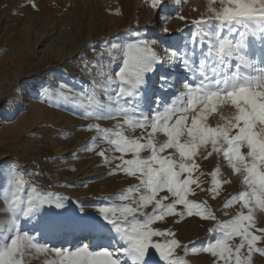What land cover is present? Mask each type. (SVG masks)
<instances>
[{
	"label": "snow or ice",
	"instance_id": "snow-or-ice-1",
	"mask_svg": "<svg viewBox=\"0 0 264 264\" xmlns=\"http://www.w3.org/2000/svg\"><path fill=\"white\" fill-rule=\"evenodd\" d=\"M161 4L151 0L154 8ZM191 23L195 31L189 39L166 49L171 55L167 72L160 71L164 63L156 41L137 34L107 41L97 54L100 62H90L100 76L90 91L70 95V86H58L59 99L81 110L82 118L118 120L114 129L88 124L86 130L97 136L80 150L94 151L98 139L106 142L111 148L98 155L105 164L119 161L110 174L123 173L139 183L108 197V206L96 214L82 207L80 215L66 207L65 196L26 179L38 173L16 164L0 167L5 204L0 264H25L32 250L54 254L45 264H189L190 253L210 254L213 264H253L254 254L264 256V247L258 246L264 243V228L257 227L255 215L257 209L264 212V0H208L206 13ZM158 72L154 87L149 74ZM225 107L227 115L221 111ZM213 114L220 118L215 126L209 123ZM137 128L140 136L126 134ZM158 134L166 139L159 142ZM109 150L120 155L109 157ZM145 151L150 154L143 156ZM213 154L227 162L242 185L224 205H240L229 220H219L207 201L189 198L196 188L205 191L201 177L207 174L197 158ZM210 175L206 191L215 198L231 181L220 179L219 167ZM162 192L172 202L165 203L169 195ZM149 205L150 214L144 211ZM172 215L216 221L209 229L214 238L189 248L171 229L153 226ZM69 235L77 237L75 244L49 246L50 240ZM181 248L183 255L177 254Z\"/></svg>",
	"mask_w": 264,
	"mask_h": 264
},
{
	"label": "rangeland",
	"instance_id": "rangeland-1",
	"mask_svg": "<svg viewBox=\"0 0 264 264\" xmlns=\"http://www.w3.org/2000/svg\"><path fill=\"white\" fill-rule=\"evenodd\" d=\"M207 5L208 0H181L179 4L175 0H162L161 6L156 8L151 6V0H0V161L5 162L0 167L16 164L26 173L48 176L51 185L45 189L65 196L66 207L80 215H83L82 207L96 214L99 207L108 206V197L139 183L137 178L123 173L110 174L119 161L105 164L98 155L101 150L111 148L106 142L98 139L99 146L94 151L80 150L97 136L95 131L86 130L88 124L99 123L101 127L114 129L118 120L82 118L81 110L59 99L58 86L62 83L70 86V95L81 89L90 91L92 82L100 80L90 62H100L97 54L106 48L107 41L115 37L135 38L137 34L156 41L154 47L164 63L160 71L167 72L171 55L166 54V49L171 48L175 36L180 34L178 29H185L182 34L189 39L195 31L191 21L200 19ZM180 16L186 19L181 20ZM104 59H108L106 53ZM119 66L116 64L115 70ZM175 71L182 73L179 67ZM159 74H149L154 87ZM180 78L183 79V75ZM53 99L58 103H53ZM100 99H105L103 92ZM221 111L227 115L230 109L225 107ZM217 122H220L219 114L209 117L212 126ZM126 134L140 136L142 130L126 129ZM165 139L162 134L157 135L159 142ZM149 154L142 153L143 156ZM107 155L120 154L109 150ZM197 163L200 171L207 174L201 177L205 191L196 188L195 195L189 198L207 201L219 220L231 219L240 205L230 208L224 205L242 190L240 179L216 154L208 159L199 157ZM217 167L221 169L220 179L231 182L225 183L219 195L213 198L206 189L211 187L210 173ZM33 176L26 179L38 184ZM159 195H169L165 203L172 202L170 194ZM4 207V200L0 199V210ZM177 207L182 209V206ZM144 211L150 214L153 206L149 205ZM255 215L257 227L264 228V212L257 209ZM215 224L216 221L198 216L172 215L153 226L171 229L182 245L191 248L193 242L200 246L213 239L215 234L209 229ZM76 242L77 237L69 235L50 240L49 246H70ZM235 242H239L238 238ZM258 246L264 247V243ZM177 254L183 255V248L178 249ZM53 259L51 252L32 250L31 256L25 257V264H45ZM186 259L189 264H213L215 260L207 253H190ZM253 264H264V256L254 254Z\"/></svg>",
	"mask_w": 264,
	"mask_h": 264
},
{
	"label": "bare ground",
	"instance_id": "bare-ground-1",
	"mask_svg": "<svg viewBox=\"0 0 264 264\" xmlns=\"http://www.w3.org/2000/svg\"><path fill=\"white\" fill-rule=\"evenodd\" d=\"M178 25H179V24H178ZM171 27H172V26H171ZM178 30H179L180 34L175 36L174 42H173V44L170 45V47L176 46V45L181 44L182 42H185V41L188 40L187 35H183V34H182V33H185L186 30L183 29V28H182V29H178ZM175 32H177V31H175ZM156 51H157V50H156ZM157 52H158V51H157ZM169 52H170V51H168L166 54L169 55Z\"/></svg>",
	"mask_w": 264,
	"mask_h": 264
},
{
	"label": "trees",
	"instance_id": "trees-1",
	"mask_svg": "<svg viewBox=\"0 0 264 264\" xmlns=\"http://www.w3.org/2000/svg\"><path fill=\"white\" fill-rule=\"evenodd\" d=\"M33 179L43 188H46L51 185V180L48 178V176L35 175L33 176Z\"/></svg>",
	"mask_w": 264,
	"mask_h": 264
}]
</instances>
